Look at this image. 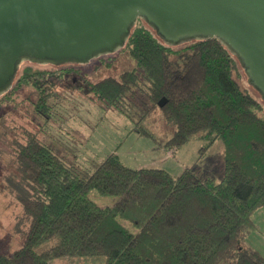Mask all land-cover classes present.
<instances>
[{"label": "trees", "instance_id": "trees-1", "mask_svg": "<svg viewBox=\"0 0 264 264\" xmlns=\"http://www.w3.org/2000/svg\"><path fill=\"white\" fill-rule=\"evenodd\" d=\"M140 20L123 46L139 71L93 83V94L122 114L132 110L140 121L159 109L175 127L167 149L198 137L206 142L202 155L221 142L224 178H202L194 167L176 177L161 168L132 169L116 154L89 171L29 132L26 142H16L15 175L8 180L21 207L16 224L23 244L10 256L0 252V264L89 256H102L105 264H264L261 252L242 244L256 228L253 214L264 207V113L235 77L243 69L240 60L217 37L179 49L166 45ZM24 63L30 66L19 76ZM31 64L39 65L21 59L0 97L33 87L34 113L49 124L58 109L50 79L74 71L52 73ZM91 190L117 201L100 207Z\"/></svg>", "mask_w": 264, "mask_h": 264}, {"label": "rangeland", "instance_id": "rangeland-1", "mask_svg": "<svg viewBox=\"0 0 264 264\" xmlns=\"http://www.w3.org/2000/svg\"><path fill=\"white\" fill-rule=\"evenodd\" d=\"M139 22L153 32L159 42L177 49L199 39L198 36H185L171 44L158 35L150 23L144 20ZM38 64L31 66L35 70L52 73L64 68L74 72L60 80L55 76L50 79L56 84L53 89L56 97L51 100L58 104V109L49 124L34 113L31 103L36 101L38 93L33 87L23 86L0 97V252L3 254L10 256L23 244L16 224L21 217V207L8 191V180L15 175L16 142H26L29 132L37 133L54 151L89 171L94 170L110 154H116L125 166L132 169L161 168L176 177L185 168L194 167L202 178H214L217 182L224 178V146L221 142H215L202 155L201 148L206 142L198 137L181 147L167 149V141L172 137L175 127L159 109L146 120L140 121L132 110L130 115L122 114L93 94L91 84L106 77L118 78L124 71H139L125 47L118 45L110 50H101L82 62L67 60L58 66ZM27 66L30 64H22L19 76ZM235 77L243 90L261 103L264 113V96L256 86L249 84L241 67L239 76L236 73ZM137 126L147 130L150 136L140 135ZM88 195L100 207L112 206L117 201L116 197L101 195L96 190H91ZM253 220L256 228L242 244L264 255V207L255 211ZM49 263L105 264V259L102 256L61 257L51 259Z\"/></svg>", "mask_w": 264, "mask_h": 264}, {"label": "water", "instance_id": "water-1", "mask_svg": "<svg viewBox=\"0 0 264 264\" xmlns=\"http://www.w3.org/2000/svg\"><path fill=\"white\" fill-rule=\"evenodd\" d=\"M139 18L171 44L185 36L221 39L264 96V0H0V94L21 59L87 61L124 46Z\"/></svg>", "mask_w": 264, "mask_h": 264}]
</instances>
